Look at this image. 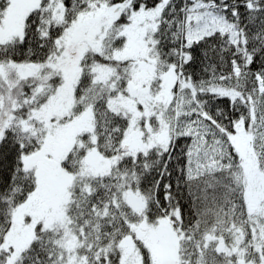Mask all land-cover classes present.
Here are the masks:
<instances>
[{
  "label": "snow or ice",
  "instance_id": "obj_1",
  "mask_svg": "<svg viewBox=\"0 0 264 264\" xmlns=\"http://www.w3.org/2000/svg\"><path fill=\"white\" fill-rule=\"evenodd\" d=\"M0 264H264V0H0Z\"/></svg>",
  "mask_w": 264,
  "mask_h": 264
}]
</instances>
